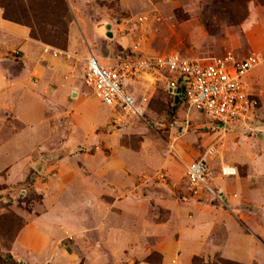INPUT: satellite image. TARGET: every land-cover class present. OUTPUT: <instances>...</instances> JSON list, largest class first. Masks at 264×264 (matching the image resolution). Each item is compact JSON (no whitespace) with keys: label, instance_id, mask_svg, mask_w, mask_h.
I'll use <instances>...</instances> for the list:
<instances>
[{"label":"crops","instance_id":"1","mask_svg":"<svg viewBox=\"0 0 264 264\" xmlns=\"http://www.w3.org/2000/svg\"><path fill=\"white\" fill-rule=\"evenodd\" d=\"M244 30L250 51L264 56V6L250 12ZM43 45L28 26L6 19L0 7V185L31 179L42 208L27 215L12 240L7 251L15 261L79 264L81 247L95 248L86 237L94 224L89 213L102 211L106 241L97 244L106 247V264H264L263 66L247 76L260 99L250 126L220 130L217 153L207 160L209 183L219 198L209 193L180 200L121 186L106 175L112 170L123 175L122 165L95 166L74 150L58 158L55 176L43 179L50 168L43 152L52 150V140L60 148L64 137L69 145L73 138L86 141L94 135L99 115L72 76V61L43 53ZM10 114L19 129L9 128ZM221 168L231 174L222 175ZM93 172L101 177L91 176ZM119 189L121 196L115 194ZM159 208L165 211L161 220ZM151 251L159 254V262L143 260Z\"/></svg>","mask_w":264,"mask_h":264},{"label":"rangeland","instance_id":"2","mask_svg":"<svg viewBox=\"0 0 264 264\" xmlns=\"http://www.w3.org/2000/svg\"><path fill=\"white\" fill-rule=\"evenodd\" d=\"M260 6H264V0H0L2 11L28 26L30 33L36 34L35 39L75 54V59H71L72 76L91 98L93 108H99L92 137L86 141L73 138V145L64 137L63 148L52 140L55 142L52 150L43 152L46 165L50 166L42 174L43 179L47 174L55 176L58 158L74 150L88 157L95 166L101 167L105 162L122 165L126 173L112 170L106 177L129 188L136 186L139 194L167 193L180 200L190 198L185 186V161L200 158L210 145L219 144L223 131L220 133L212 122L182 100L174 102L161 88L156 89L142 118L114 126L113 111L82 83L84 60L93 54L100 61L109 62L134 43H139L147 53L172 51L202 57L232 49L245 55L250 49L244 36V23L250 12ZM11 116L9 128L19 129L21 124ZM54 124L51 123L53 127ZM78 165L83 166L79 161ZM35 173L32 170L31 177ZM90 175L101 177L99 172ZM30 184L31 179L13 187L0 185L2 253L8 252L27 215L42 209L41 195ZM115 194L121 196L123 192L119 189ZM157 212L159 220L163 219L165 211L159 208ZM89 216L94 224L88 226L86 237L95 248L81 247L79 264L99 263V259L103 261L99 264H106V247L98 249L97 244L106 241V234L102 233L106 213L90 212ZM68 240L73 242L70 237ZM62 243L66 244L67 240ZM159 259L155 251L143 258L153 262Z\"/></svg>","mask_w":264,"mask_h":264},{"label":"built area","instance_id":"3","mask_svg":"<svg viewBox=\"0 0 264 264\" xmlns=\"http://www.w3.org/2000/svg\"><path fill=\"white\" fill-rule=\"evenodd\" d=\"M42 52L75 59L74 54L49 44L43 45ZM84 61L82 81L93 96L113 111L114 126L142 118L157 88L164 89L172 99L179 89V100L222 131L238 125L249 127L260 106V99L247 80L254 68L264 67V56L254 51L240 56L226 49L219 55L192 57L172 51L147 53L134 43L109 62H102L93 54ZM217 148V143L212 144L202 157L185 161L189 197L210 193L219 198L218 191L210 186L207 164ZM227 169L221 168V174H231ZM163 177L161 173L160 178Z\"/></svg>","mask_w":264,"mask_h":264},{"label":"trees","instance_id":"4","mask_svg":"<svg viewBox=\"0 0 264 264\" xmlns=\"http://www.w3.org/2000/svg\"><path fill=\"white\" fill-rule=\"evenodd\" d=\"M3 16L6 18V19H9V20H12V21H15L14 19L10 18L6 12H3ZM17 22V21H15ZM20 23V22H18ZM30 35L35 38L36 34L33 33L32 31V34L30 33ZM14 239V238H13ZM12 239V240H13ZM224 264H237L235 262H232V261H222ZM0 264H19L17 261H15L12 257V255L9 253V252H6V253H2L0 251Z\"/></svg>","mask_w":264,"mask_h":264},{"label":"water","instance_id":"5","mask_svg":"<svg viewBox=\"0 0 264 264\" xmlns=\"http://www.w3.org/2000/svg\"><path fill=\"white\" fill-rule=\"evenodd\" d=\"M175 92H176V94L174 95V102H178V100H179V89H177Z\"/></svg>","mask_w":264,"mask_h":264}]
</instances>
